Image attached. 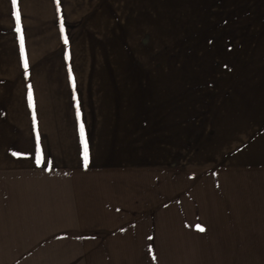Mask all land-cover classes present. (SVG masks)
<instances>
[{
    "label": "rangeland",
    "instance_id": "obj_1",
    "mask_svg": "<svg viewBox=\"0 0 264 264\" xmlns=\"http://www.w3.org/2000/svg\"><path fill=\"white\" fill-rule=\"evenodd\" d=\"M103 5L105 67L161 86L145 94L149 128L121 148L131 171L0 176V264H264V225H228L242 218L218 217L207 193L261 184L225 169L264 154V0Z\"/></svg>",
    "mask_w": 264,
    "mask_h": 264
},
{
    "label": "crops",
    "instance_id": "obj_2",
    "mask_svg": "<svg viewBox=\"0 0 264 264\" xmlns=\"http://www.w3.org/2000/svg\"><path fill=\"white\" fill-rule=\"evenodd\" d=\"M17 7L23 52L21 33L16 30ZM110 12L103 0H17L16 6L12 0H0V176L29 171L87 179L131 171L120 163H130L133 156L121 154V148L135 144L137 128L149 126L144 113L154 106L145 102V94L160 91L161 86L136 83V75L105 67L114 65L113 55L111 59L107 51L106 57L103 55L102 44L104 15L111 19ZM107 33L108 41H113L114 33ZM240 155L237 161L243 162L225 170H255L261 184L246 186V179L237 178L241 176L229 179L228 185L222 180L207 186L208 202L214 200L218 217L222 213L242 218L228 221L230 226H262L264 154L257 152L254 159ZM73 189L75 193L89 192L88 185L73 184ZM201 208L193 202L196 214Z\"/></svg>",
    "mask_w": 264,
    "mask_h": 264
},
{
    "label": "snow or ice",
    "instance_id": "obj_3",
    "mask_svg": "<svg viewBox=\"0 0 264 264\" xmlns=\"http://www.w3.org/2000/svg\"><path fill=\"white\" fill-rule=\"evenodd\" d=\"M12 3H13L14 6H16L17 5V0H12ZM15 18H16V23L18 25L16 30L21 33L20 43H21V50L23 52V49H24V36H23L22 28L20 27L21 15H20L18 7H17V11L15 12ZM61 30H63V22L62 21H61ZM64 42H65V44L68 43L67 37H65V41ZM24 67H25V69H27V67H28V61H27L26 54L24 55ZM69 71L71 72V69H69ZM83 133H84V126H83V124H81V134H82V136H83ZM37 139H39V138L37 137ZM14 155H19V153H14ZM84 159L87 162V160H88V146H87V142L86 141L84 142ZM38 163H39V161H38ZM200 230L203 231L202 228Z\"/></svg>",
    "mask_w": 264,
    "mask_h": 264
}]
</instances>
